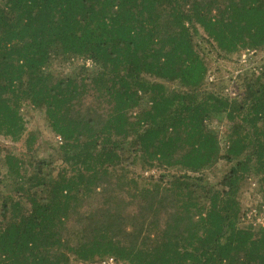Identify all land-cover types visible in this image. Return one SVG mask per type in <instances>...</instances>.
<instances>
[{"label":"trees","instance_id":"16d2710c","mask_svg":"<svg viewBox=\"0 0 264 264\" xmlns=\"http://www.w3.org/2000/svg\"><path fill=\"white\" fill-rule=\"evenodd\" d=\"M205 41L263 51L264 0H0V133L22 141L0 164V264H264V224L240 198H264V62L230 97L208 86ZM23 105L60 156L38 157ZM126 161L159 170L129 180L167 218L109 221L107 192L65 232Z\"/></svg>","mask_w":264,"mask_h":264},{"label":"rangeland","instance_id":"374dc122","mask_svg":"<svg viewBox=\"0 0 264 264\" xmlns=\"http://www.w3.org/2000/svg\"><path fill=\"white\" fill-rule=\"evenodd\" d=\"M203 45L205 46L204 49L207 54L209 66L208 82H210L211 84L208 86L230 97L237 96V94L242 90L241 77L243 76V74L250 73L254 70L258 71L264 62V50L257 51L246 49V51L241 52L239 56H226L220 54L206 41L203 42ZM75 64L76 66L78 65L77 62ZM74 67L75 66L72 63L63 66L62 68L54 66V68H57L56 70L62 71L63 74H68ZM170 86L173 87L174 85L170 84ZM21 111H23L24 113L27 130L33 131L38 137V145L36 150L38 151V157H52V155L60 156L59 150L54 149V145H56L57 143L59 144V142L56 141V138L54 139L51 132H49L48 126L45 123L46 120L44 118V115L38 110L32 109L28 105H23ZM216 129L219 131L220 136L223 137L225 135V127L222 124L217 126ZM21 143L22 141H15L11 137L5 136L0 133V164L4 159L5 153L7 151L19 152V150H21ZM2 171L3 169L0 167V172L2 173ZM152 172L157 173L159 172V170H147L144 172L143 169H141L140 165H138V162H135L134 164H128V161H126L124 165L115 168V170L110 174L101 176V179H99L98 187H96V184L90 185L89 188H86L85 193L75 201L76 203L74 202L75 208L70 216L72 221L66 224L65 232L74 227L72 223L73 220L75 222L77 218H74V215L76 213L79 216L83 215L85 211L89 210L92 207V205L102 204L105 201L107 192L117 193V196L115 198H113L111 201H108L109 208H112V210H110L108 213V216L110 217H108L109 221H123L126 223V226H129L132 216L141 218V220H143L145 216H150L154 212H157V215L163 219L167 218V215H165L166 212L162 215H160L159 213V210H166L164 204H169L166 199L164 204L161 203L160 205H158L157 202L154 208L149 207L151 206V203L148 202V199H146V202L143 204L141 198L138 197L142 195V191L135 190L136 182L129 180V178L133 176V174L148 176V174H151ZM208 176L211 178V180H215L217 178V175L214 172L209 173ZM95 181H97V179ZM138 181H141V178H139ZM139 186L140 184L138 183V187ZM101 191H104V193L102 194ZM240 198L246 208L252 210L256 208L255 210L257 211V213L254 210L251 211L253 215L249 211L245 222L248 223L253 221L254 224H264V211H262V208L260 210V207H258L259 203L264 199L263 194L256 188L249 189L248 187H245L244 192L242 193ZM171 204L173 207V203ZM152 205H154V203ZM173 208H175V206ZM173 208L171 209V211H169L170 215L172 214ZM253 216H255L254 219L252 218ZM92 262L85 263L79 261L75 264H90ZM117 264L126 263L117 262Z\"/></svg>","mask_w":264,"mask_h":264},{"label":"built area","instance_id":"2783aa9c","mask_svg":"<svg viewBox=\"0 0 264 264\" xmlns=\"http://www.w3.org/2000/svg\"><path fill=\"white\" fill-rule=\"evenodd\" d=\"M90 264H117V261L113 257H107L103 260L92 262Z\"/></svg>","mask_w":264,"mask_h":264}]
</instances>
